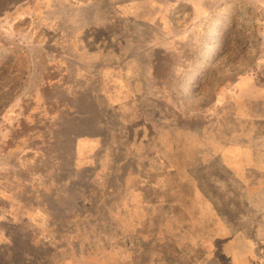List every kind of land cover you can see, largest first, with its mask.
Returning <instances> with one entry per match:
<instances>
[{
	"label": "rangeland",
	"instance_id": "1",
	"mask_svg": "<svg viewBox=\"0 0 264 264\" xmlns=\"http://www.w3.org/2000/svg\"><path fill=\"white\" fill-rule=\"evenodd\" d=\"M0 264H264V0H0Z\"/></svg>",
	"mask_w": 264,
	"mask_h": 264
}]
</instances>
